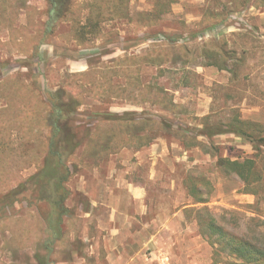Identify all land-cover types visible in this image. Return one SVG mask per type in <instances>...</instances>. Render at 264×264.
<instances>
[{
    "label": "rangeland",
    "instance_id": "obj_1",
    "mask_svg": "<svg viewBox=\"0 0 264 264\" xmlns=\"http://www.w3.org/2000/svg\"><path fill=\"white\" fill-rule=\"evenodd\" d=\"M86 1L77 0L79 4ZM231 2L129 0V14L133 20L118 19L106 23L102 26L103 36L93 46L82 48L74 42L67 23L45 37L38 58L33 61H30V54L27 53L34 43L33 39L26 38L27 45L21 50L23 53L18 52L20 46L17 43L7 42L12 35L20 39L22 32L33 35L37 24L46 21L45 0L29 1L31 9L22 12L15 22L17 27L22 26L23 29L14 32L5 27L0 30V41L5 42L0 45V81L5 77L4 84L9 94L8 86L14 89L11 83L16 81L14 76L18 75L26 83L34 84L41 96L48 98V94L58 87L55 82L58 77L65 82L73 81V74L84 73L88 69L92 72L98 66H111L113 60L125 54H145L150 45L162 42L188 46L212 43L224 48L227 66L236 73V77H232L227 70L202 66L200 62L187 65L173 62L162 67L163 72L159 76L156 67L142 66L139 73L142 84L164 88L174 104L180 105L175 115L149 103L136 105L125 99L99 101L91 86L83 91L78 89L82 98V115L75 124V132L81 145L75 152V161H72L71 169L75 174L67 182L70 196L66 201L68 213L62 224L65 231L63 241L53 245L55 253L49 256L46 250L48 244L44 242L53 239L54 235L47 222L51 218L53 223L57 220L51 206L39 201L38 190L29 189L15 200L6 201L0 197V264H83L80 258L84 256V264H113L112 259L106 260L103 242V237L112 228V224H109L110 209L93 208L89 198L97 192L103 193V199L108 200L109 196H113L118 208L132 218L131 226L125 225L126 231L143 241L145 236H149L150 240L165 231V226L176 211L182 210L183 223L176 227L173 224L166 232L172 237L184 238L180 239L181 244L148 242L143 245L144 254L149 256L152 252H168L180 257L182 253L191 251L196 254L189 257L186 264H212V249L199 236L191 212L195 206L187 194L186 181L189 176L205 177L210 181L212 190L206 205L215 215L223 211L249 215L253 210L249 206L256 202L255 196L244 193L243 183L236 176L224 177L216 169L215 162L217 157L245 160L254 157L255 152L248 142L233 135L217 136L210 146L201 131L205 126L227 123L235 116L264 124V8L254 7V0H250L248 7L229 12L227 9H231ZM208 12L224 14L227 18L223 23L204 30L201 25ZM92 76L88 73L83 78L89 82ZM111 81L112 85L124 84L123 79L116 77ZM19 98L32 101L33 106L37 104L35 97L22 95ZM12 104H16V101ZM7 107L5 100L0 99V110ZM9 111L6 114L10 115L5 121L15 120L11 116L14 109ZM124 113L136 119H165L185 139L189 138L186 140L187 147L171 132H159L152 134L155 139L148 146L123 148L99 161L95 160L94 152H90L87 146L100 117ZM110 126L103 125L102 133L106 134ZM39 146V140L31 146L30 155L34 164L20 171V164L15 166L6 160L1 161L0 172L9 187H15L18 174L25 179L37 171L43 155L40 152L35 154L33 149ZM255 159L256 170L264 177V154L257 155ZM114 178L118 179L119 184H114ZM81 183H86L85 192L88 194L80 189ZM127 184L144 189L143 202L148 205L145 214L136 212V203L127 196ZM202 189L205 191V188ZM258 190L261 195L258 207L264 213V184ZM184 206H188L186 210L182 209ZM97 218L105 223L101 222L104 230L96 229ZM146 225L148 228L145 230ZM120 233L128 235L122 230ZM82 236L90 239L100 237L99 255L93 256L90 244L87 249L83 247L86 244L81 243ZM136 250L138 245L134 244L125 252ZM167 263L173 264L169 259Z\"/></svg>",
    "mask_w": 264,
    "mask_h": 264
},
{
    "label": "trees",
    "instance_id": "obj_2",
    "mask_svg": "<svg viewBox=\"0 0 264 264\" xmlns=\"http://www.w3.org/2000/svg\"><path fill=\"white\" fill-rule=\"evenodd\" d=\"M29 1L0 0V30L5 27L14 32L23 29L22 26L17 27L15 22L22 12L31 9ZM45 1L47 18L44 23L37 24L35 33L24 35L22 32L20 39L12 35L7 42L17 43L20 46L18 52L23 53L21 50L27 45L26 38L33 39L34 43L27 51L30 61L38 58L37 54L45 37L55 33L63 24H69L74 42L82 48H89L103 36L102 26L106 23L118 19L133 20L129 14V0H87L82 4L77 0ZM249 1L232 0L231 9L227 11L244 9L249 6ZM252 5L264 8V0H254ZM226 18L224 14L208 12L201 27L204 30L210 29L223 23ZM1 44L5 42L0 41ZM173 62H181L184 65L200 62L202 66L227 70L232 77H236L235 71L227 66L224 48L212 43L188 46L162 42L150 45L145 54H125L113 60L111 66H98L92 69L94 72L88 69L84 73L73 74V81L65 82L58 77L55 81L58 87L48 94V98L41 96L34 84L26 83L27 81L18 75L14 76L16 81L11 83L14 89L11 85L8 86L9 94L4 84L5 77L2 78L0 99L5 100L8 107L0 110V116L3 117H0V164L2 160L15 166L20 164L18 171L33 165L30 150L37 140L40 146L33 151L35 154L40 152L43 158L42 164L32 176L25 179L19 177V174L16 176L14 188L9 187L0 172L1 200H15L29 189L38 190L41 197L39 201L47 202L55 211L57 222L53 223L52 218L47 222L50 231L53 229V240L56 241L54 243L63 241L65 231L62 224L68 213L66 201L70 196L67 182L75 174L71 169L72 161H75V152L81 145L75 132V124H78L82 115V98L79 97L78 89L83 91L91 86V90L96 93L95 98L99 101L125 99L136 105L149 103L175 115L180 105L174 104L164 88L143 85L139 75L142 66H152L158 69L160 76L162 67ZM88 73L93 74L89 82L83 78ZM109 74L110 77L107 78ZM114 77L123 79L124 84L112 85L111 78ZM22 95L35 97L36 106L32 105V101L21 100L19 97ZM15 101L16 104L13 105ZM11 109H14L11 116L13 115L15 120L5 121L10 115L6 113ZM129 116L131 115L124 113L100 117L87 146L90 152H94L95 160L99 161L123 148L148 146L155 139L152 134L159 132H171L187 147L186 140L189 138L185 139L183 134L174 130L173 125L165 119H136ZM106 124L111 126L104 134L102 126ZM201 135L210 146L212 139L217 136L233 135L248 142L255 152L254 157L245 160L217 157L215 162L216 169L224 177L236 176L243 183L244 193L255 196L256 202L249 206L253 208L249 215L238 211H223L220 215H215L206 205L212 190L210 181L205 177L195 176H189L186 181L187 194L195 206L191 212L194 214L199 236L212 249V264H264V213L258 207L261 197L258 189L264 184V177L257 172L255 159L257 155L264 154V124L235 116L227 123L219 122L205 126ZM202 188H205V191H202Z\"/></svg>",
    "mask_w": 264,
    "mask_h": 264
},
{
    "label": "crops",
    "instance_id": "obj_3",
    "mask_svg": "<svg viewBox=\"0 0 264 264\" xmlns=\"http://www.w3.org/2000/svg\"><path fill=\"white\" fill-rule=\"evenodd\" d=\"M113 182L115 185L119 184L117 178H114ZM85 184L86 183H81L80 189L85 194H88L87 191L85 192V189H86ZM125 186L127 188V193H128L127 196H129L130 201L135 202L137 205L136 212L140 215L145 214V212L147 211L148 205L143 202L145 191L142 188V186H135L133 184H127ZM89 198H90V202L93 208H100V209L103 208L104 210L106 208L110 209L109 224L110 225L112 224V228H111L112 230L110 229L108 231V234L103 237V242H104V249L107 254L106 260L112 259L113 264H136L138 262H140L141 264H168L167 263L168 259L173 264L174 263L175 264H186V262H189V257L193 256V254H196V253H191V251L188 252V254L182 253L180 257H178V255L177 256L170 255L168 252L166 253L167 255L160 253V252H152L149 254V256L144 254L143 245H147L148 242L162 244L165 241L166 243L171 242L172 244H178V245L181 244L180 239L184 240V238L177 237V236L172 237L169 233H166V232L168 231L170 227H172L173 224H174V227H176L177 225H181L183 223V221L181 220L182 210L176 211L170 223H168L165 226V231H162V233H158L156 236L152 237L150 240H149V236H145V240L143 241L140 237H137L134 234H131L130 232L126 231L125 225L131 226L132 218L129 216L127 212L118 208V206L116 205L118 203L117 201H115V199H113L112 195L109 196L107 200V199H103V193L97 192L96 194H94V196L90 195ZM187 207L188 206H184L182 209L186 210ZM101 222L105 225L103 220H100L97 218V225H96L97 230H104V228L101 225ZM147 228H148V225L145 226V230ZM121 230L127 232L128 235H122L120 233ZM174 231L176 232V230ZM141 232L142 230L140 231V233ZM80 239L83 245L86 244L83 246L85 249H87L90 244L91 253L93 254V256H97L100 254L99 252L100 237L96 236L90 239L88 236H82ZM178 239L179 241L176 243ZM54 242L56 243V241H54L51 238L48 239V241L44 242L45 244H48V247L46 246L47 248L46 250L49 252V256L55 253L53 252V250L55 249V247L53 246L55 245ZM59 243L61 244L62 240ZM134 244L138 245V250L131 252V253H126L125 249L131 248V245H134ZM48 248L51 250H48ZM56 249H58V247H56ZM80 259H82V262L84 264L85 259H86L85 256Z\"/></svg>",
    "mask_w": 264,
    "mask_h": 264
}]
</instances>
